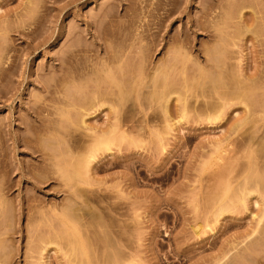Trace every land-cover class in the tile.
I'll use <instances>...</instances> for the list:
<instances>
[{
    "label": "rangeland",
    "instance_id": "1",
    "mask_svg": "<svg viewBox=\"0 0 264 264\" xmlns=\"http://www.w3.org/2000/svg\"><path fill=\"white\" fill-rule=\"evenodd\" d=\"M212 2L0 0V264H264V0Z\"/></svg>",
    "mask_w": 264,
    "mask_h": 264
},
{
    "label": "bare ground",
    "instance_id": "2",
    "mask_svg": "<svg viewBox=\"0 0 264 264\" xmlns=\"http://www.w3.org/2000/svg\"><path fill=\"white\" fill-rule=\"evenodd\" d=\"M216 1H217V0H213L212 3H208L206 6L202 7V8L200 9L201 13L204 15V14L207 12L208 9L212 8V6L214 5V2H216ZM199 13H200V12H199ZM169 15H171V14H169ZM169 15H168V16H169ZM199 17H201V14H200ZM199 17H198V18H199ZM166 19H167V18H166ZM200 21H201V20H200ZM200 21L196 20V22L194 23L195 28H198V30H199V29H200V30L203 29L202 26H201ZM202 24H203V23H202ZM203 26H204V24H203ZM206 30H207V29H206ZM203 31H205V30H203ZM207 31H208V30H207ZM207 31H206V33H207ZM193 32H194V31H193ZM194 33H195V32H194ZM207 36H209V37H211V38L214 37V36L211 35V33H209V32H208V35H207ZM217 36H218V35H217ZM215 38H217V37L215 36ZM215 38H212V39H215ZM217 39H218V38H217ZM218 40H219V39H218ZM218 40H217V41H218ZM215 41H216V40H215ZM217 41H216V44H215V46H214V49H212V54H213V56L216 55L217 57L214 58L213 56H211V57H213L214 59H211V58H210V59H207V61H206V62L209 63V65H211V67H213V68H215V67H217V66L221 68V64H222V61L220 62V63H221V64H220V63H218L220 60L218 61V59H217V58H220V57H218L219 55H217V54L219 53V49H218V53H217V47H220V46H219V43H218L219 41H218V42H217ZM179 42H180V41H179ZM216 46H217V47H216ZM210 51H211V50H210ZM210 51H209V52H210ZM210 54H211V53H210ZM210 54H209L208 57H210ZM210 63H211V64H210ZM218 64H220V66H219ZM218 67H217L216 69H218ZM214 77H215V76H214ZM212 78H213V77H212ZM212 78H211V79H208V80L212 81L211 83H214V85H215V83H216V86H217L218 84H220V83H221V84L223 83L219 78H218V79H219L220 81L217 79V76H216V79H215V78L212 79ZM163 80H165V79H163ZM214 81H219L220 83H218V82H214ZM228 82H230V81H228ZM164 83H165V81H164ZM217 83H218V84H217ZM230 83H231V82H230ZM237 83H239V82L237 81ZM162 84H163V82H162ZM224 84H225V83H224ZM235 85H236V83H235ZM237 85H238V84H237ZM165 86H166V85H165ZM222 86H223V85H222ZM222 86L219 85L218 87H222ZM230 87H231V86H230ZM232 88H234V86H233ZM242 91H243V90H242ZM242 91H241V92H242ZM244 94H245V91H244ZM247 95H248V92H247ZM245 97H246V95H245ZM238 99H240V100H241V99L244 100L245 98H244V96H241V97H238ZM248 99H249V98H248ZM248 99H247L246 101H248ZM93 100H94V98H93ZM168 100H169V98H167V99L165 100V102L167 101V103H168ZM92 102H93V103H91L92 105H90L91 107L86 106L87 109L90 110V108L93 107L94 101H92ZM96 103H97V102H96ZM96 103H95V105H96ZM242 103L244 104V107H249V106H247V103L245 102V100L242 101ZM88 105H89V104H88ZM165 105H166V104H165ZM97 106L99 107V105H97ZM94 107H95V106H94ZM166 107H167V105H166ZM82 108H83V107H82ZM85 109H86V108H85ZM85 109H84V111H85ZM165 109H166V111H167V108H165V106H164L163 111H164ZM166 111L163 112L165 115H167V112H166ZM220 111H221V110H219L218 113H220ZM165 112H166V113H165ZM218 113H217V114H218ZM87 114H89V113H87ZM217 114H216V115H217ZM219 116H220V115L218 114V115L216 116V118L214 117V120L219 119ZM82 121H83V120H82ZM178 121H180V120H177V122H178ZM83 122H84V121H83ZM83 122H82V123H83ZM167 124H168V123H167ZM167 124H166V125H167ZM167 126H168V125H167ZM240 126H243V124H242V125H239V127H240ZM106 133H107V132H106ZM106 133H105V132H102L101 134L99 133L100 135H97L96 137H93V142L91 141V142H92L91 145L88 147V149L86 148V149H87L86 153L84 154L82 160L80 159L81 161H79V162H81L80 164H82V167H83V168H82V172H81V168H80V171H79V169H78L79 165H77V164H76L77 166H76V165H75V166H76V168H77L78 170H76V168L73 167L74 170H73V172H71L70 174L67 173V172H70V171H67V170H66L67 172H65V171H64L65 173L63 172V173H64L63 176H65V177H63V176H62V177L65 178V179L67 180V183H71V184H73L72 181L74 182V184H73V185H74V187H73V188H74L73 191H74L75 189H77V190L74 191V193H77V191H79L78 188L80 189L78 183H77V186H75V183L77 182V179H78V178H75V179H76V182H75L74 177H75V176H78V177H79V174H81V176H83L84 171H86V169H84V167H85L86 165H88L91 161H93V160L96 158L97 153H101L102 151H105V150L108 151V149H110L109 146L111 145L112 140H109V139H108V136H107L108 134L106 135ZM253 134H256V133H253ZM246 136H247V135H246ZM257 136H258V135H257ZM241 138H245V137H241ZM254 139H256V135H252V134L249 135L248 140L243 139V140H245V141H248L246 147H247V148H248V147H251V146H253V145L256 143V144H255V145H256L255 147H257V148L255 149V148L252 147L254 150H257L258 147H259L261 150L264 149V148H262V147L264 146V142H263L264 140L262 141L263 146L260 145V144H262L261 141H258V142L260 143L259 146H258V145H257V144H258L257 142H255L254 144H252V142L254 141ZM241 140H242V139H241ZM243 140H242V141H243ZM110 141H111V143H110ZM238 141H240V140H238ZM238 143H239V145H240V142H238ZM241 143H242V142H241ZM243 143H245V145H246V142H243ZM248 143H250V144L248 145ZM241 146H242V145H241ZM243 146H244V144H243ZM249 149L251 150V148H249ZM247 150H248V149H247ZM257 151H258V150H257ZM262 151H264V150H262ZM258 152H259V151H258ZM258 152H256V153L258 154ZM247 153H249V152H247ZM253 153H254V151H253ZM259 153H260V154H263V153H261V152H259ZM255 155H256V154H255ZM255 155H254V156H255ZM249 156H250V153H249ZM258 156L260 157V156H262V155H258ZM251 157L254 158L252 153H251V156H250L249 158H251ZM255 157H256V156H255ZM88 166H89V165H88ZM88 166H86V167L88 168ZM83 169H84V171H83ZM71 171H72V170H71ZM80 172H81V173H80ZM82 173H83V174H82ZM61 175H62V173H61ZM80 178H82V177H80ZM85 181H86V180H85ZM86 182H87V181H86ZM86 182H84V183H86ZM64 183H66V182H64ZM67 183H66V184H67ZM81 183H82V182H81ZM263 184H264V183H263ZM71 186H72V185H71ZM80 190H81V189H80ZM263 190H264V188H263ZM255 192H256V191H255ZM245 193H246V194H245ZM245 193H243V196H242L243 198L245 197V195L247 196L248 194H251V193H252V195L255 194V193L253 192V190L250 191V192H249V191H248V192H245ZM256 194H257V192H256ZM79 196H80V195H79ZM79 196H78V197L76 196V197H77V199L81 200V199L79 198ZM249 196H251V195H249ZM80 197H81V196H80ZM245 198H246V197H245ZM77 199H76V200H77ZM79 200H78V201H79ZM254 202H255V204H256V203H258V200H257V201L255 200ZM79 203H80V202H79ZM81 203H82V205H83V198H82V202H81ZM81 203H80V204H81ZM84 204H85V203H84ZM263 214H264V213H263ZM262 217H263V215H262ZM68 237H69V234H68L67 238H68ZM73 243H74V242H73ZM76 244H78V246H77L78 248L81 246V247H80L81 250L78 249L79 251H81V253H79V254H81V256H84V257H85V256H86V252L82 250V249H85V247L82 246L83 244L80 243V242H78V243H76ZM76 244H73V250H74V253L77 252V249H76L75 246H74V245H76ZM75 249H76V250H75ZM79 251H78V252H79ZM83 252H85V253L83 254ZM75 254H77V253H75ZM79 254H77V255H78L77 257H79ZM82 254H83V255H82ZM85 258H86V260H87V257H85ZM78 259H80V258H78ZM80 260H81V259H80ZM80 262H81V261H80Z\"/></svg>",
    "mask_w": 264,
    "mask_h": 264
}]
</instances>
